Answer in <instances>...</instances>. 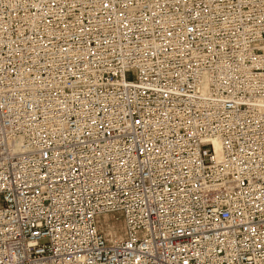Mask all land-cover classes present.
I'll list each match as a JSON object with an SVG mask.
<instances>
[{
  "label": "built area",
  "instance_id": "built-area-1",
  "mask_svg": "<svg viewBox=\"0 0 264 264\" xmlns=\"http://www.w3.org/2000/svg\"><path fill=\"white\" fill-rule=\"evenodd\" d=\"M0 264H264V0H0Z\"/></svg>",
  "mask_w": 264,
  "mask_h": 264
},
{
  "label": "rangeland",
  "instance_id": "rangeland-1",
  "mask_svg": "<svg viewBox=\"0 0 264 264\" xmlns=\"http://www.w3.org/2000/svg\"><path fill=\"white\" fill-rule=\"evenodd\" d=\"M134 74H135V73H130V74L128 75V77H129V78H133ZM110 230H112V232H113V234H114L115 237H118V236H120V235L122 234L121 224H119L118 222L115 223V224H112V225L110 226Z\"/></svg>",
  "mask_w": 264,
  "mask_h": 264
}]
</instances>
